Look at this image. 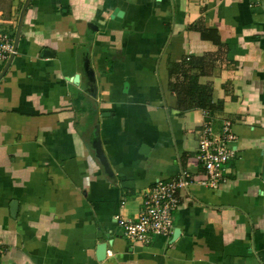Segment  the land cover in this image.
I'll use <instances>...</instances> for the list:
<instances>
[{"label": "crops", "instance_id": "1", "mask_svg": "<svg viewBox=\"0 0 264 264\" xmlns=\"http://www.w3.org/2000/svg\"><path fill=\"white\" fill-rule=\"evenodd\" d=\"M26 1L0 0L14 39ZM207 54L190 73L219 108H187L178 68ZM7 62L0 264H264V0H29ZM226 119L225 179L180 188L170 236H124L159 179L206 177L199 135Z\"/></svg>", "mask_w": 264, "mask_h": 264}, {"label": "built area", "instance_id": "2", "mask_svg": "<svg viewBox=\"0 0 264 264\" xmlns=\"http://www.w3.org/2000/svg\"><path fill=\"white\" fill-rule=\"evenodd\" d=\"M14 37L0 28V63L7 61L14 48ZM233 122L226 119L222 129L216 131L211 121H205L199 135L198 159L204 163L206 177L184 170L180 175L167 180L159 179L145 193L144 208L137 219L117 215L116 220L123 234L132 241L147 242L155 235L170 236L174 229V212L179 205V190L193 182L216 186L225 179L226 164L236 154L229 142L236 139ZM5 249L0 242V257Z\"/></svg>", "mask_w": 264, "mask_h": 264}, {"label": "trees", "instance_id": "3", "mask_svg": "<svg viewBox=\"0 0 264 264\" xmlns=\"http://www.w3.org/2000/svg\"><path fill=\"white\" fill-rule=\"evenodd\" d=\"M205 33V31H204ZM205 37L208 35L205 33ZM210 55L207 54L203 59L205 61L203 63H197L193 60L183 61L178 68L180 70L183 79L181 81H177V89L180 104L186 103L187 108H208L211 111H214L219 108L218 105L213 103V92L210 84H201L199 83V76L191 75V71L194 68H203L200 74H206L211 70L210 64ZM207 59V60H206ZM204 64H207L205 67ZM210 64V66H209ZM200 66V67H199ZM210 69V70H209Z\"/></svg>", "mask_w": 264, "mask_h": 264}, {"label": "water", "instance_id": "4", "mask_svg": "<svg viewBox=\"0 0 264 264\" xmlns=\"http://www.w3.org/2000/svg\"><path fill=\"white\" fill-rule=\"evenodd\" d=\"M28 1H26V3H25L24 9H23V13L21 15V19H20V22H19V27H18V30H17V34H16V37L14 39V41H15L14 42V48H15V50L18 48V44H19V40H20V34H21V28H22V23H23V16H24L25 9H26V7L28 5ZM118 12H119V10L117 8L115 10L114 16H116V14H118ZM46 54H47V52H46ZM14 56H15V54H12L10 56V58L8 59V62H7L6 67H8L10 65V63L13 60ZM3 73H5V70L3 71ZM12 210L13 211L16 210L15 204H13ZM106 254H107V244L106 243H102V244H100L98 246V257H99V259L103 260L105 258V256H106Z\"/></svg>", "mask_w": 264, "mask_h": 264}]
</instances>
